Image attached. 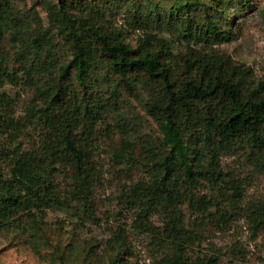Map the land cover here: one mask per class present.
Masks as SVG:
<instances>
[{"label":"trees","instance_id":"1","mask_svg":"<svg viewBox=\"0 0 264 264\" xmlns=\"http://www.w3.org/2000/svg\"><path fill=\"white\" fill-rule=\"evenodd\" d=\"M35 4L47 23L25 0H0V232L56 201L95 210L114 182L110 198L148 238L149 264H222L221 248L202 247L211 224L245 219L255 237L264 231V196L247 194L264 175V77L217 47L237 38L251 0ZM7 85L31 91L23 114ZM101 125L120 137L107 168ZM29 127L40 141L24 148ZM125 232L115 231L109 264H122Z\"/></svg>","mask_w":264,"mask_h":264},{"label":"rangeland","instance_id":"2","mask_svg":"<svg viewBox=\"0 0 264 264\" xmlns=\"http://www.w3.org/2000/svg\"><path fill=\"white\" fill-rule=\"evenodd\" d=\"M143 1L168 9L176 6L179 0ZM35 2L36 0H25V5L35 6L40 10L47 23L45 13ZM20 5L23 6L24 3ZM231 18L232 15L228 21ZM234 30L237 38L217 47L232 55L235 60L251 66L257 77H264V0H251V9L241 16ZM136 38L137 35H133L130 42L135 44ZM5 88L17 97V111L23 114V106L31 91L23 85H7ZM134 105L144 116L146 130L157 132V125L152 118L138 103L134 102ZM105 127L100 126L97 142L100 145L98 160L107 168L111 163L110 147L120 137L116 133L107 136ZM39 141V131L29 127L16 144L31 148ZM224 164L227 168L237 169L242 165L237 156L225 157ZM114 183L116 186L97 191L94 198L95 210L81 201H56L43 211L22 216L18 227L0 232V264H62V258L67 264H109L110 256L120 242L115 238V231L120 230L126 231L123 240L126 251L122 253L121 263L149 264L148 238L131 230V216L122 213L121 206L110 198L117 191L118 184ZM247 194L249 198L264 196V175L254 179ZM185 212L189 222L195 220L196 214L187 208ZM208 229L210 232L202 247L214 243L221 248L225 253L222 264H264V231L255 237L245 219H240L228 229H221L216 224L209 225Z\"/></svg>","mask_w":264,"mask_h":264}]
</instances>
